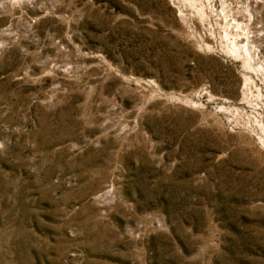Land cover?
<instances>
[{
  "label": "rangeland",
  "instance_id": "rangeland-1",
  "mask_svg": "<svg viewBox=\"0 0 264 264\" xmlns=\"http://www.w3.org/2000/svg\"><path fill=\"white\" fill-rule=\"evenodd\" d=\"M0 264H264V0H0Z\"/></svg>",
  "mask_w": 264,
  "mask_h": 264
},
{
  "label": "bare ground",
  "instance_id": "bare-ground-1",
  "mask_svg": "<svg viewBox=\"0 0 264 264\" xmlns=\"http://www.w3.org/2000/svg\"><path fill=\"white\" fill-rule=\"evenodd\" d=\"M257 13V12H256ZM238 22V21H237ZM238 28V27H237ZM238 37V36H237ZM247 37V36H246ZM248 44V43H247ZM247 44H245V45H243L242 47H243V52H245L244 54H246V55H248V53H250L249 52V48L247 47ZM233 45V47H232V51H234V52H238V50H239V47H240V45L238 44V42H235V40H234V43L232 44ZM240 51V50H239ZM233 52V53H234ZM239 53V52H238ZM234 54H236V53H234Z\"/></svg>",
  "mask_w": 264,
  "mask_h": 264
}]
</instances>
